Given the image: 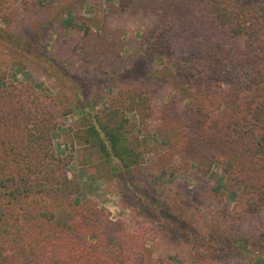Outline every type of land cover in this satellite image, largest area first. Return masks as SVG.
<instances>
[{
  "label": "trees",
  "instance_id": "16d2710c",
  "mask_svg": "<svg viewBox=\"0 0 264 264\" xmlns=\"http://www.w3.org/2000/svg\"><path fill=\"white\" fill-rule=\"evenodd\" d=\"M40 5L41 0H0V21L10 26L15 9ZM129 23L146 28V52L97 79L87 68L75 76L47 57L35 40L41 34L17 36L0 26V264H159L142 227L112 220L104 208L80 200L79 185L68 176L71 155L58 156L53 147L71 108L47 91L8 81L5 48L26 57L37 53L48 64L46 71L56 64L54 75L69 78L82 111L93 85L116 88L110 105L136 112L140 125L166 143L158 167L171 168V175L193 169L208 176L219 165L224 188L233 194L237 226L264 213V0H116L98 32L84 27L77 42L82 59H104L119 69ZM164 57V68L154 67V60ZM167 83L182 89L184 97L164 101L158 88ZM85 132L108 161L106 143L126 173L138 168V155L117 131L91 124ZM160 215L164 225L176 221V236L182 229V239L199 241L202 256L264 263L263 239L211 236L200 242L191 226ZM249 245L252 256L245 259Z\"/></svg>",
  "mask_w": 264,
  "mask_h": 264
},
{
  "label": "rangeland",
  "instance_id": "374dc122",
  "mask_svg": "<svg viewBox=\"0 0 264 264\" xmlns=\"http://www.w3.org/2000/svg\"><path fill=\"white\" fill-rule=\"evenodd\" d=\"M113 2L116 0H41L40 6L15 9L9 15L11 25L5 27L0 21V26L17 36L27 37L31 31L35 36L41 34L40 38L34 39L47 57L75 76L82 75V70L87 68L97 79L125 69L146 52L149 41L144 26L129 23L121 37L122 65L119 69L112 68L104 59L87 62L82 59L78 53V38L86 26L93 32L99 31L102 18ZM5 49L8 62L3 68L8 81L29 84L39 92L47 91L58 104L71 108V113L63 119L54 135L53 147L58 156L71 155L67 171L69 178L79 185L80 200L96 203L109 212L112 220H123L130 227H142L146 231V244L152 248L159 264L169 259L184 264H232L235 260L202 256L203 247L199 241L192 236L188 240L182 239V229L176 236V221L164 225L162 211L165 216L177 219L182 228L191 226L200 242L211 236L213 241L245 236L249 242L257 238L264 240V213L244 227L237 226L232 210L233 194L224 188L225 173L219 165H214L208 176H201L193 169L183 176L171 175V168L158 167L155 161L165 152L166 143L154 131H146L140 125L136 112H124L110 105L116 88L103 83L98 87L93 85L88 104L82 111L69 78L54 75L56 64L46 71L44 67L48 64L37 53H29L26 57L20 50ZM166 59H155L154 67L164 68ZM183 94L176 85L159 84L158 96L164 101L181 99ZM91 124L96 128L105 124L125 137V143L132 145L138 155V168L128 169L126 173L117 157L112 156L109 143L106 148L111 155L110 161L98 147L87 142L85 129ZM103 134L101 129L102 137ZM145 176L149 178L147 181H144ZM251 250L249 245L243 256L245 259L252 256ZM254 264L264 263L255 259Z\"/></svg>",
  "mask_w": 264,
  "mask_h": 264
}]
</instances>
